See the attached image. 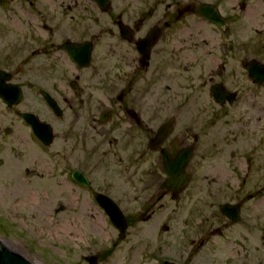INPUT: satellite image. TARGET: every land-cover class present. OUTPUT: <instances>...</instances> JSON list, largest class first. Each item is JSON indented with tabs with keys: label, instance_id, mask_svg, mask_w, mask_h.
Returning <instances> with one entry per match:
<instances>
[{
	"label": "flooded vegetation",
	"instance_id": "obj_1",
	"mask_svg": "<svg viewBox=\"0 0 264 264\" xmlns=\"http://www.w3.org/2000/svg\"><path fill=\"white\" fill-rule=\"evenodd\" d=\"M261 66L244 63L256 85ZM234 77L231 0H0L3 179L80 186L112 224L109 199L121 241L149 229L148 260L179 213L181 263L167 261L249 264L264 232L231 200Z\"/></svg>",
	"mask_w": 264,
	"mask_h": 264
},
{
	"label": "rangeland",
	"instance_id": "obj_2",
	"mask_svg": "<svg viewBox=\"0 0 264 264\" xmlns=\"http://www.w3.org/2000/svg\"><path fill=\"white\" fill-rule=\"evenodd\" d=\"M262 49L263 0H231V69L235 72L231 89L240 95L230 116L231 200L244 202L242 222L246 228L258 231V237L264 232V83L251 82L244 63L251 59L264 62ZM1 167L0 242L31 263L90 264L86 258L96 259V264H160L164 260L181 263L184 248L178 234L179 213L170 223L173 227L169 233L157 237L155 232V257L148 260L143 243L151 240L146 237L151 235L148 228L139 235L134 232L135 225L121 241L109 219L91 218L96 211L86 206L90 192L82 187L45 186L46 178L39 181L45 185L34 183L35 178L27 182L16 168L11 169V175L7 173L4 181L3 170L7 169L5 165ZM221 171L228 174L222 168ZM59 206L63 211H58ZM212 258V253L206 252L202 264H220L217 256L214 262ZM249 264H264V247Z\"/></svg>",
	"mask_w": 264,
	"mask_h": 264
},
{
	"label": "water",
	"instance_id": "obj_3",
	"mask_svg": "<svg viewBox=\"0 0 264 264\" xmlns=\"http://www.w3.org/2000/svg\"><path fill=\"white\" fill-rule=\"evenodd\" d=\"M260 69H263L264 70V66H261ZM263 72H260L258 70L257 73H256V75L253 74V72H251V76H252L253 81L254 82H257V84L263 83L264 82ZM231 101H233V100H231ZM97 201L106 210L108 216L111 219L112 224L114 226L120 228L122 230V232H123L124 229H125V227H126L125 220H124L123 216L121 215V213L118 211V209L113 205L112 201H110L109 199H104L102 201H99L97 199ZM104 203H105V205L107 207L110 206L111 208H113V210L111 209L112 210L111 211V214L113 213L112 215H110V213L108 212V209L104 205ZM87 261H89L90 264H96L95 263V259H87ZM0 264H33V263H31L30 261L26 260L20 254H18L16 252H14L13 250L7 248L3 243L0 242ZM161 264H174V263H171L169 261H165L164 260V261L161 262Z\"/></svg>",
	"mask_w": 264,
	"mask_h": 264
}]
</instances>
